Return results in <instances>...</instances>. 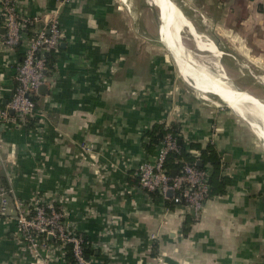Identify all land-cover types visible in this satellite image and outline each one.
Returning <instances> with one entry per match:
<instances>
[{"label": "crops", "instance_id": "obj_1", "mask_svg": "<svg viewBox=\"0 0 264 264\" xmlns=\"http://www.w3.org/2000/svg\"><path fill=\"white\" fill-rule=\"evenodd\" d=\"M173 2L216 45L220 72L201 79L203 69H172L160 22L141 17L132 0L18 1L27 17L56 12L63 38L35 115L10 112L0 123L9 214L13 199L61 209L67 228L88 240L93 264H264V0ZM3 33L0 0V108L26 46L5 47ZM221 86L258 116L260 132L220 98ZM155 123L175 124L184 146L209 145L219 158L225 181L213 180L197 219L137 184L136 168L156 154ZM199 149L190 152L203 165ZM39 255L20 242L11 217H0V264H68L52 243Z\"/></svg>", "mask_w": 264, "mask_h": 264}, {"label": "built area", "instance_id": "obj_2", "mask_svg": "<svg viewBox=\"0 0 264 264\" xmlns=\"http://www.w3.org/2000/svg\"><path fill=\"white\" fill-rule=\"evenodd\" d=\"M18 1L1 0L2 45L15 48L26 42V46L15 67V86L9 101L0 108V123L10 118V112L21 119L35 115L36 103L31 97L45 82L46 52L56 50L63 38L56 12L27 17L18 10ZM177 143L176 137L167 132L154 158L140 163L134 176L141 189L157 193L173 205L187 207L197 219L210 195V169L196 166L195 161H185L179 171L170 174L164 161L169 152L178 151ZM12 204L14 211L9 214L10 189L0 184V217L14 220L20 242L34 257H39L40 250L52 243L62 250L69 246L74 264H93L92 257L83 254L82 234L67 228L61 209L37 199L29 202L13 199Z\"/></svg>", "mask_w": 264, "mask_h": 264}, {"label": "bare ground", "instance_id": "obj_3", "mask_svg": "<svg viewBox=\"0 0 264 264\" xmlns=\"http://www.w3.org/2000/svg\"><path fill=\"white\" fill-rule=\"evenodd\" d=\"M147 2L155 4L157 8L158 6H160L161 9L164 8L159 18L160 34L162 36L161 39H163V43L165 45L169 46L171 53L174 55V59L176 60V65L178 66V68L183 69L184 72H186L189 76H194L195 70L203 69L200 72V78L203 79L201 75H207V69H204L202 66H200V63H198L194 58V53L186 49L180 39L179 33H181V31L184 29L187 30L189 34L194 37L197 48L206 52H210L213 57H219L220 54V52L216 48V45L210 41L206 42L202 40V37L197 33V31H195L190 21L185 17L182 11L172 0H149ZM220 70L221 69H218L219 72ZM222 74L223 73L216 74L210 78L212 81L210 85L211 87L216 88V83H218L217 79H220L222 77ZM200 82L201 81H199L198 78L195 77V83L197 85H201ZM221 87L223 91L219 92L220 98L225 103H227L228 106L232 107V109L236 113L240 114L242 117L244 116L247 119L249 118L250 122H252L253 124L254 130L256 132H260L261 125L258 126L257 123H254V121L259 120L258 116L250 112L246 107H243L244 104L242 103L238 95H235L233 92H231L229 88H225L223 86Z\"/></svg>", "mask_w": 264, "mask_h": 264}, {"label": "trees", "instance_id": "obj_4", "mask_svg": "<svg viewBox=\"0 0 264 264\" xmlns=\"http://www.w3.org/2000/svg\"><path fill=\"white\" fill-rule=\"evenodd\" d=\"M27 34H28V30ZM60 49V47L58 46V48L56 50H49L46 52V71H49L53 68L54 66V62L56 59V53L58 52V50ZM35 94L32 95V99L35 101ZM36 103V102H35ZM36 106H35V110H36ZM33 119H28L29 124H33ZM170 132L172 133L177 141L179 139H181L180 136V132H179V128L175 125H169V126H165L163 123H155L152 126V129L148 132V135H150V145H160L163 136L167 133ZM178 151H172L169 152L165 161H164V167L168 170V171H179V169L181 168L183 162L188 161V162H192L195 161V156L190 152L191 149L195 148V149H199V145L197 144H193L190 143L187 147L183 145V143L178 142ZM200 151V158L202 159L203 165L202 166H208L210 169V175H209V183L211 186V190L213 189V180H219L218 184L223 183L225 180H223V178H220L217 175L218 172V168H219V158L216 155V152L214 151V149L207 145L204 149H199ZM201 166V167H202ZM214 177V179H213ZM215 190V189H214ZM220 192L222 190H219ZM82 234V233H81ZM82 250H83V254L86 257H89L90 255L93 254V251L89 248V244H88V240L84 237V235L82 234ZM65 258L68 264H74V259L71 255V251L69 246H65Z\"/></svg>", "mask_w": 264, "mask_h": 264}, {"label": "rangeland", "instance_id": "obj_5", "mask_svg": "<svg viewBox=\"0 0 264 264\" xmlns=\"http://www.w3.org/2000/svg\"><path fill=\"white\" fill-rule=\"evenodd\" d=\"M132 1L135 4H137V5L140 6L141 13H142V16L141 17H143V14L145 12H147L146 14H147L148 17L151 18V21H153V17L155 16L154 18H156V24L158 25V22H160V21H159V16H158L159 12H158V9H157L156 6H153V5L149 4L147 2V0H132ZM151 27L156 30V28H155V26H154L153 23H151ZM141 29L145 31V29L143 27V21L141 22ZM181 36H182V40H183L186 48L188 50H190L192 53H194V55H195L194 58H195V60H197L198 63H200V66H202L204 69L212 70V72L213 71L216 72V69H220V68H218V67H221L219 57H213L209 52H206L204 50H200L199 48H197L194 37L191 36V34H189V32L187 30H185V29L182 30L181 31ZM161 38H162V36H161ZM202 40L203 41H206V42H209V40L205 39L204 37H202ZM167 51H168V49H167ZM168 52H166V53H168ZM171 63H172V69H178V67L176 66V64L173 61V59L171 60ZM221 69H222V67H221Z\"/></svg>", "mask_w": 264, "mask_h": 264}, {"label": "water", "instance_id": "obj_6", "mask_svg": "<svg viewBox=\"0 0 264 264\" xmlns=\"http://www.w3.org/2000/svg\"><path fill=\"white\" fill-rule=\"evenodd\" d=\"M155 5V4H154ZM166 6V5H165ZM158 10H159V14H158V16H159V18H160V16H161V13H162V11L164 10V8L163 9H161V7L160 6H158ZM159 28H160V25H159ZM159 39L161 40V35H160V33H159ZM45 85H40L38 88H37V90H36V92L38 93L39 92V90L41 89V88H43ZM179 142V141H178ZM195 164H196V166H198V167H201L202 166V164H201V161L200 160H196L195 161ZM170 172V174H175V171L174 170H172V171H169ZM169 195H170V193H168Z\"/></svg>", "mask_w": 264, "mask_h": 264}]
</instances>
